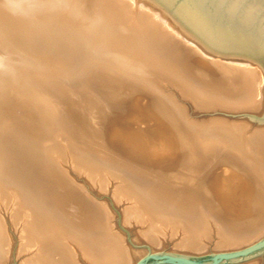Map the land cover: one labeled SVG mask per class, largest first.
<instances>
[{
  "label": "bare ground",
  "instance_id": "6f19581e",
  "mask_svg": "<svg viewBox=\"0 0 264 264\" xmlns=\"http://www.w3.org/2000/svg\"><path fill=\"white\" fill-rule=\"evenodd\" d=\"M79 3L78 21L0 13V54L14 68L0 73V201L13 203V225L23 222L19 250L32 254L20 264H133L143 252L129 248L89 190L106 192L110 177L113 202H126L124 223H145L141 240L152 251L173 242L172 252L201 255L209 244L229 251L263 236L264 118L188 113H262V68L217 54L151 0ZM95 18L102 23L90 29ZM126 99L121 120L105 123ZM148 109L159 122L153 137L173 154L157 168L145 146ZM67 161L89 186H74ZM214 206L239 222L214 216ZM9 246L0 215V264Z\"/></svg>",
  "mask_w": 264,
  "mask_h": 264
},
{
  "label": "water",
  "instance_id": "95a60500",
  "mask_svg": "<svg viewBox=\"0 0 264 264\" xmlns=\"http://www.w3.org/2000/svg\"><path fill=\"white\" fill-rule=\"evenodd\" d=\"M219 55L245 57L264 72V0H151ZM133 264H240L264 254V235L239 249L185 255L148 246Z\"/></svg>",
  "mask_w": 264,
  "mask_h": 264
},
{
  "label": "rangeland",
  "instance_id": "374dc122",
  "mask_svg": "<svg viewBox=\"0 0 264 264\" xmlns=\"http://www.w3.org/2000/svg\"><path fill=\"white\" fill-rule=\"evenodd\" d=\"M213 68V70H216V71H218L219 69L218 68H216V67H211V69ZM260 70H262V69H260ZM261 73H262V77H264V72L263 71H261ZM169 88V89H168ZM167 89H168V91L166 90V92L167 93H170L171 91H170V87H167ZM172 89V91H173V88H171ZM130 100L131 99H126L124 102H126V103H124L123 102V104H125V105H123V107H119V108H116V109H114V111L116 112V113H118V111H119V114H116L114 111L113 112H111V113H106V114H108V115H106V114H104L103 116H102V120L104 119V120H107L108 118H109V122H113V120L116 122V121H118V120H121L120 118L123 116V114H125V112H127L128 111V106H127V108H126V105H128L129 104V102H130ZM153 100V99H152ZM128 102V103H127ZM189 105V104H188ZM188 105L186 104L185 106H187V108H188V110L190 109V108H192L191 106H189L188 107ZM127 109V110H124V109ZM191 110V111H190ZM189 110V114H192V116L193 117H195V116H202V115H206V113L207 114H211V112L213 113L212 115H217V114H219V115H221V114H223L226 118H229V119H232V120H238V118H242V119H244V118H246V119H244V120H248L249 122H251L252 124H256L257 123V121L259 122V120L260 119H263L264 118V108H263V111H262V113H260V114H258V115H254V114H252V116H251V114H249V113H244V112H237V111H232L233 113H225V112H223L221 109H215V110H206V111H204L203 112V110H196L195 108H193V109H190ZM193 110V111H192ZM221 110V111H220ZM125 111V112H124ZM149 111H150V113H149ZM196 111V112H195ZM199 113H198V112ZM200 111H202V113L200 112ZM207 111H209V113L207 112ZM81 112V111H80ZM124 112V113H123ZM122 113V114H121ZM147 114V115H146ZM146 114H144V115H146V116H144V122H145V125H146V132H147V134L148 135H146V139H145V146H146V148H149V149H147V151H149V153L151 154V155H153V156H155V157H153V156H151V155H148L150 158H151V160L153 161V163H154V168H157V166H158V163H159V161L163 158V159H167V158H169V156H170V154H168V151H165L166 150V148L167 147H165V145L167 144V142L165 141V137H163L161 140L160 139H158L157 140V138H154L155 137V130L157 131V127H158V121L156 120V118L154 117V115H152L153 113H152V111H151V109H148V111H147V113ZM200 114H202V115H200ZM115 115V116H114ZM149 115V116H148ZM254 115V116H253ZM148 116V117H147ZM207 116V115H206ZM250 116V117H249ZM112 117V118H111ZM147 117V118H146ZM151 117V118H150ZM197 117H195V118H197ZM111 118V119H110ZM118 119V120H117ZM102 120L100 119L99 121L101 122H99V121H97L100 125L101 124H103L102 123ZM147 120V121H146ZM155 120V121H154ZM108 122V120L107 121H105V123H109ZM146 122H147V124H146ZM104 123V124H105ZM150 123V124H149ZM99 124L97 125V127L99 126ZM154 124V125H153ZM264 124V123H263ZM150 125V126H149ZM254 127V126H253ZM150 128V129H149ZM151 130H152V132H151ZM131 131L132 130H130V133H131ZM133 132V131H132ZM152 135V136H151ZM154 136V137H153ZM152 137V138H151ZM163 139H164V141H163ZM150 140H152V141H150ZM154 140L155 141H161V143H159V142H154ZM150 141V143L148 144V145H146L148 142ZM151 142L154 144V145H158L157 147H153L154 145H152L151 144ZM155 143H157V144H155ZM151 144V146H149ZM163 144H165V145H163ZM161 145H163V147H165V148H162V146ZM110 146V148H111V146H113V144H111V145H109ZM153 147V148H152ZM161 147V148H160ZM112 148H114V146L112 147ZM169 148V147H168ZM150 149H151V152H150ZM156 149L157 150H159V151H156ZM162 150V151H161ZM113 151L115 152L116 150L115 149H113ZM156 151V152H155ZM155 152V153H154ZM148 153V154H149ZM155 154V155H154ZM166 154V155H165ZM160 155V156H159ZM161 155H162V157H161ZM171 155H173V154H171ZM112 157L116 160V161H124L123 160V158L121 157H118V156H115V155H113L112 154ZM153 157V158H152ZM126 161V160H125ZM127 163H129V164H131L130 162H127ZM62 166L64 167V169L67 171V173L71 176V177H73L74 179V186H77L76 184H81V185H83L84 187H86V185H88L89 186V184H88V182H87V180H86V178L83 176V175H81V174H78L79 172H77L76 171V169H74L73 167H72V165H71V162L70 161H67V162H62ZM139 171H141V172H144V170H142V169H138ZM228 179H229V181L228 182H232V184H234L235 185V183L239 180V181H241V178L240 177H238V178H231L230 179V177H228ZM76 180V181H75ZM109 180H110V183H109V190H107L106 192H101L98 188H96V187H94V186H92V185H90L89 187V190H90V192L92 193L91 194V196H93L94 198H96V199H98V200H102L103 202H105L110 208H111V210L113 211V217H112V222H113V227L115 228V230L116 231H119L121 234H122V236L124 237V240H125V243H127L128 244V246H129V248L131 249V250H133L134 252H145V249H144V247L145 246H150L149 244H147L145 241H142L141 239V233H142V231H144L145 229H146V224L145 223H135V222H132L131 224H130V226H126V224L124 223V221H123V214H122V211H123V209H125V206H126V202H124V201H121V202H119V203H114L113 202V200H112V191H113V189L115 188V186H116V182H118V179H116V178H113V177H110L109 178ZM230 182V183H231ZM12 206H13V203H10L8 206H5L1 201H0V215H1V217L3 218V221H4V223H5V227H6V230L8 231V233H9V235H10V246H9V255H8V260L4 263V264H20L21 262H23V260H25L26 258H28L29 256H31V254H32V251H20L19 249H20V246H21V236H20V234H21V231H22V226L23 225H21V223H23V222H21V223H19V224H17V225H13L12 224V222H11V217H12V211H11V209H12ZM213 208V207H212ZM233 208V207H232ZM214 209L215 210H213L212 211V214L214 215V216H216L217 217V215H222L223 217H225V218H227V219H229L230 220V218L229 217H227V215H228V213L226 212H224V211H222V210H216L217 209V207L215 208V206H214ZM233 220H234V222H239V220L238 219H236V217H234V218H232ZM232 219L230 220V223H233V222H231L232 221ZM214 229V228H213ZM169 234V233H168ZM212 234H213V236H212V238H215L216 237V235H215V232L213 231L212 232ZM170 235V234H169ZM176 238V237H175ZM211 241V240H210ZM173 242H171V243H166L165 245H164V247H162V248H160V250H169V251H173V249H172V247H173ZM210 251H214L213 250V247L209 244V247H208V250H207V252H210ZM142 253V254H143ZM206 253V252H205ZM141 254V255H142ZM190 254V253H189ZM140 255V256H141ZM191 255H197V254H195V253H192ZM264 254H262V255H260V256H256V257H253L252 259H250V260H254V259H259V258H261L262 256H263ZM140 256H138V257H140ZM137 257V258H138ZM136 258V259H137ZM135 259V260H136ZM134 260V261H135ZM249 260V261H250ZM258 264H264V261H259L258 262Z\"/></svg>",
  "mask_w": 264,
  "mask_h": 264
},
{
  "label": "clouds",
  "instance_id": "9594fccd",
  "mask_svg": "<svg viewBox=\"0 0 264 264\" xmlns=\"http://www.w3.org/2000/svg\"><path fill=\"white\" fill-rule=\"evenodd\" d=\"M0 13H6L22 23H35L41 17L58 14L78 21L84 18L79 0H0ZM102 21L95 18L88 21L89 28L98 27ZM0 73L14 74L10 57L0 54Z\"/></svg>",
  "mask_w": 264,
  "mask_h": 264
}]
</instances>
